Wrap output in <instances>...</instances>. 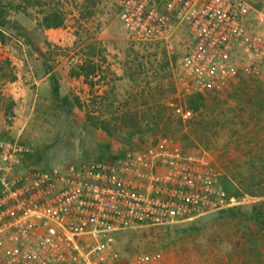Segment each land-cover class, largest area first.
<instances>
[{"label":"rangeland","instance_id":"374dc122","mask_svg":"<svg viewBox=\"0 0 264 264\" xmlns=\"http://www.w3.org/2000/svg\"><path fill=\"white\" fill-rule=\"evenodd\" d=\"M252 2L264 10V0ZM0 3L11 21L0 25V136L39 151V166L113 157L166 137L184 150H206L224 188L258 197L255 205L264 202V69L206 93L183 120L174 112L187 100L178 95L174 66L158 44L144 48L130 40L116 0ZM50 14L76 27L72 42L48 40L57 34L46 33L43 20ZM89 20L98 30L107 26L97 52L82 44ZM251 207L134 226L112 240L122 259L140 255L148 264H264V224L253 219Z\"/></svg>","mask_w":264,"mask_h":264},{"label":"built area","instance_id":"2783aa9c","mask_svg":"<svg viewBox=\"0 0 264 264\" xmlns=\"http://www.w3.org/2000/svg\"><path fill=\"white\" fill-rule=\"evenodd\" d=\"M116 3L132 42L144 48L158 44L165 52L179 96L205 95L242 76L262 75L264 10L252 0ZM174 112L183 120L191 117L180 103ZM29 150L18 138L0 136L5 264H148L140 255L122 259L112 235L242 209L259 200L224 188L206 150H184L166 137L121 155L48 168L23 166Z\"/></svg>","mask_w":264,"mask_h":264},{"label":"trees","instance_id":"16d2710c","mask_svg":"<svg viewBox=\"0 0 264 264\" xmlns=\"http://www.w3.org/2000/svg\"><path fill=\"white\" fill-rule=\"evenodd\" d=\"M44 26L46 28H51V27H59L61 25V21L60 18L57 14H50L48 16H46L44 18ZM11 21L6 19V13L3 10V7L0 3V25H8L10 24ZM56 81L55 78L52 77V82ZM56 84V82H55ZM54 96L56 98H53V102L54 104H56L57 102V98L58 97V88L57 85L53 86V90H52ZM185 98H187L186 102L184 101V103L182 104L183 108L186 111H190L191 112V116L193 115V113L199 108V106L201 105V102L203 101L204 95L203 94H192L190 96H186ZM76 104H78V102L76 100ZM189 119V118H188ZM100 159V158H98ZM41 161V154L39 153V151H29L25 154L24 158H23V166H31V167H41V168H48L50 166H39L38 163ZM221 213H226V214H230V215H236L240 212H242V209H230L228 211H220ZM250 213L251 216L253 217V219H255L257 222H259L260 224H264V202L259 203L257 205H253L250 209Z\"/></svg>","mask_w":264,"mask_h":264},{"label":"crops","instance_id":"0c3cea01","mask_svg":"<svg viewBox=\"0 0 264 264\" xmlns=\"http://www.w3.org/2000/svg\"><path fill=\"white\" fill-rule=\"evenodd\" d=\"M74 15H75V13H74ZM92 17H94V14L92 15ZM106 28H107V26H105L101 30H98L97 29V23L96 22L92 23L89 20V22H87L83 28V31L89 32V38L85 42H83L82 44H86V45L93 44V48H94L95 52H97V49L100 45L99 40H101L102 33L107 30ZM75 29H76L75 26L71 27V25H61L57 28H48L46 30V33L48 35H50L51 31L57 33L54 36L50 35L51 39L48 37L49 41L56 42L58 44H60V43L67 44V43L72 42L76 38V36H75L76 34H74ZM81 31H82V29H80L77 32V35H80ZM104 39H106V37H104ZM48 77H49V73L46 74V76H45V79L47 81H48Z\"/></svg>","mask_w":264,"mask_h":264}]
</instances>
